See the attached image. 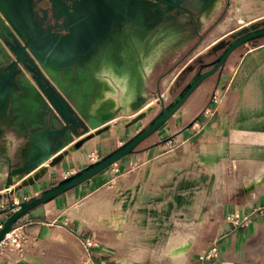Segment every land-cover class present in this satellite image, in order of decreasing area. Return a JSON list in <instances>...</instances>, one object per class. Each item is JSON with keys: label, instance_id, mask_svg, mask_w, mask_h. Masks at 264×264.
<instances>
[{"label": "crops", "instance_id": "1", "mask_svg": "<svg viewBox=\"0 0 264 264\" xmlns=\"http://www.w3.org/2000/svg\"><path fill=\"white\" fill-rule=\"evenodd\" d=\"M131 28L133 26H128L123 31ZM174 34L173 30H169L163 39L170 41ZM160 42L161 39L156 38L155 32L117 33L108 40H103L98 52L90 53L94 59L74 68L64 83L72 89L75 102L88 101L95 105L102 89L109 87L104 78L119 85L109 74L101 72L100 56L108 52L118 71H122L126 61L132 63L134 68L136 65L142 66L145 82L141 89L132 86L130 94L126 96L131 98L129 103L140 93H146L148 99L138 111L127 109L116 116L119 117L118 125H121L118 133L117 126L115 128L118 137L128 130L137 133L144 128V121L149 122L160 109L156 105L157 98L152 94L156 92L158 81L161 82L162 92L168 103L193 77L194 72L186 69L193 58L201 53V44L195 50L197 53L194 52L189 58L170 51L166 53L164 46L159 45ZM155 44L159 45L157 52ZM147 46L150 52L154 51L148 71L142 65L143 59L150 53H146ZM185 71L186 80L180 87H176L173 96L168 95L177 77ZM107 102L115 104L113 99H107L100 105ZM129 103L127 102L128 105ZM151 105H156L155 112L140 122L125 127V121L141 111H147ZM29 114L22 110L19 116L10 121L0 118V136H6L7 142L15 143V146L21 148L20 151L26 147L31 134L46 126V122L42 124L40 118L31 117ZM107 132L114 135L112 129ZM106 133L95 136L82 149L88 150L89 146L105 140L103 134ZM80 153L71 151L64 161L71 165L82 158V165L87 162V157ZM64 161L35 185L25 187L21 194H16V201L36 196L66 175H71L72 172L64 168ZM236 163L264 164L262 38L234 50L224 67L207 78L175 115L138 146L135 153L123 157L77 187L37 206L21 217L14 228H20L27 234L24 255L10 252L0 264H204L200 255L211 247L215 254L219 250L218 257L213 259L215 264H259L264 261H260L264 259V241L253 240L251 236L261 231L264 222L259 221L264 216L261 215L264 213V191L256 192L264 182L253 191H248L244 185L245 194H256L254 202L248 207L244 204L234 208L227 214L234 217L239 214L242 221L247 220L243 226L224 218V209L219 203L222 199L233 201L236 198L234 189L220 195L215 188L219 183L218 169H234ZM72 171L75 172L74 169ZM260 173L264 175V172ZM21 181L18 178L15 184ZM50 182L53 185H49ZM227 182L229 184V180ZM113 189L114 218L99 220L98 226L94 227H118L115 229L114 247L108 245L109 240L104 230L92 228L93 226L83 223L77 217L87 215V204L92 198L109 196ZM0 192H4L3 185ZM203 200L206 202L203 203ZM79 205L83 206L82 213L75 215L74 210ZM5 218L6 216H0V223ZM186 227H218L219 230L210 240L195 231L189 242L185 234ZM171 230L178 237L172 244L171 237L164 241L167 244L170 242V246L163 257H158V251L155 250L145 260L132 255L123 256L122 249L128 246L129 241L142 246L139 245L138 237L142 236L139 238L142 241L145 232L154 235L161 232L165 239L167 233H172ZM135 233L137 241L134 240ZM88 237L94 238L90 248L85 245ZM180 238L187 240L189 246L186 256L174 261L169 250ZM158 242L154 249L162 246V242Z\"/></svg>", "mask_w": 264, "mask_h": 264}, {"label": "water", "instance_id": "2", "mask_svg": "<svg viewBox=\"0 0 264 264\" xmlns=\"http://www.w3.org/2000/svg\"><path fill=\"white\" fill-rule=\"evenodd\" d=\"M67 1L70 3L65 4L64 0H40V4H48L46 10H49L50 20L56 30L43 29L42 33L37 34L35 27L23 20L16 7L6 0H0V118L10 121L24 110L30 113L29 116L40 118L42 124L46 122L41 131L29 136V142L20 153V162L14 165L9 159L6 174L0 179L4 186V192H0V202L4 203L0 216H6L0 228V242L14 229L15 223L32 209L135 153L138 146L175 115L207 78L224 67L234 50L264 38V19L232 31L229 33L232 40L220 39L188 65L186 71L194 72V75L173 96L176 87H180L186 80L187 72L177 77L167 93L173 96L168 103L161 82L158 81L156 92L152 94L157 98L156 105L160 109L146 127L100 159L83 163L78 171L66 175L40 194L16 201V194H21L25 187L35 185L50 170L55 169L65 160L70 150L78 151L87 141L110 130L109 122L125 109L123 104L110 102L96 108L88 101L77 103L72 97V89L65 85L64 80L70 72L86 64L89 59H94L90 53H97L102 44L101 39L86 42L80 29L81 22L85 21L81 15L80 2ZM128 1L141 5L138 10L140 12L146 5V0ZM156 1L169 5L168 10L173 6L181 8L172 0ZM184 10L188 11L186 8ZM77 14L79 18H76ZM156 26L157 23L152 27ZM39 28L42 30V24H39ZM208 58L212 59L208 61ZM147 99L146 93H140L129 103L130 110L138 111ZM156 105H151L147 111H141L125 121L126 127L155 112ZM15 178L22 181L15 184Z\"/></svg>", "mask_w": 264, "mask_h": 264}, {"label": "rangeland", "instance_id": "3", "mask_svg": "<svg viewBox=\"0 0 264 264\" xmlns=\"http://www.w3.org/2000/svg\"><path fill=\"white\" fill-rule=\"evenodd\" d=\"M204 7L205 9H202L199 15V21H198L199 33H195L194 28L192 27V25L189 23V20L185 16L179 19L177 23L172 22V23H167L165 25H161L160 27H156L154 30L150 31V33L155 32L156 38L158 37L161 39L159 45L162 47L164 46L163 48L166 49L167 51L166 53H169L170 51L171 53H177L179 55H187V57L189 58L191 55L194 54V52L195 54L197 53V51L195 50L200 44H201L200 45L201 46L200 55H201L206 51H208L210 47L214 45V43H216L222 38H226V36H228L229 33H231L232 31L238 30L241 27L249 25L255 21H260L264 19V0H212L208 5ZM132 24L136 25V23H132ZM169 30H173L175 32V34L173 35L174 38L170 41L167 39H163L165 38V34ZM127 31H131L135 34L143 33L142 30L137 27L126 29L124 33ZM200 35H202V39L200 38ZM262 41H264V38H262ZM163 43L164 45H162ZM159 45L155 44L156 52L158 51L157 47ZM163 48H161V50H163ZM148 52H150L149 46L146 47V53ZM153 56H154V51H151L149 55L143 59L142 65L145 67L147 71L150 69V64L152 62L151 60H153ZM198 56L199 55L195 56L193 60L196 59ZM99 59L101 63L100 66L101 72H105L106 74H109L111 77L115 79V81L119 83V85L117 86L111 79L104 78V80L107 81L109 87L107 88L104 87L102 89V93L101 95H99L94 108L98 107L103 101L107 99H113L115 101V105L123 104L125 108L123 112H126L127 109H130L127 102L129 103L131 98L127 97L126 95L130 94L131 87L138 86L141 89L143 83L145 82L144 80L145 73L142 70V66L136 65L134 68V65L132 63L126 61V63L122 68L123 70L122 71L120 70L121 71L120 72L115 69L113 62L110 60L108 56V52L100 56ZM211 59L212 58H208L207 60L210 61ZM121 74L123 76H121ZM115 85L117 88L115 87ZM150 121L148 122L147 120H145L144 121V123H146L145 126H147L150 123ZM118 122H119V117L109 122L112 126H117L118 128L117 133L119 127L121 126L118 125ZM103 133H106V131H104ZM117 133L116 134L114 133V135H112L111 132L110 133L107 132L106 134H103L106 137L105 140L96 142L94 146H89L88 150L82 149L86 145V143H88L87 141L84 144V146L80 150H78L82 153V154L80 153V155H85L87 157L86 158L87 162H93L107 155L115 148H117L119 145H121L122 142L124 143L128 141L131 137H133L136 134L134 130H132L131 132L128 130L126 133L122 134L121 137H118ZM7 139L8 138L6 136H0V179L3 178L4 175L6 174L9 159H11L14 165L20 162L21 148L19 146H15V143L12 142L8 143ZM71 151L72 150H70V152ZM8 155H10V158ZM81 162H82V158H80L79 161L72 163L71 165L67 164L68 162L64 161V168L66 169V171L73 173L72 171L73 169L75 171H78L81 168ZM260 172H264L263 163H248V164L239 163V165L238 163H236L234 169L232 168L230 169L227 167L218 169L219 183L215 187L217 189L216 191H218L220 195H224L228 191L230 192L232 191V189H234V193H235L234 195L236 197L233 201L232 199L229 201L225 199L219 200V203H221L222 205L221 208L224 209V213H225L224 218H227V220H229L231 223L236 222L239 223L241 226H243L244 224L246 225L247 220L242 221V217H240L239 214L236 217H234L233 215L229 216L227 214L228 212L232 211L234 208L237 209L239 206L241 207L244 206V204H246L248 207V205L251 204V202H254V199L256 198V194L254 196L245 194L244 185L246 187V184L250 183L251 180L252 181L257 180L258 177L263 175ZM227 180H229V184ZM15 181H18V178L15 179ZM54 182H57V180H55ZM51 184L53 185V182H50L49 185ZM259 185L260 183H258L255 187ZM1 188H2V184L0 183V189ZM204 190L206 191V189ZM114 191H115L114 189L110 190L111 192L109 193L110 198L109 196H103V198L102 197L100 198L99 196L92 198L87 204L89 206V210L86 213L87 215H84V217L77 216L81 218L83 223H87L88 225L93 226L92 228H97V229L99 228L100 230H104L109 240L108 245L112 247H114L115 245L114 242L115 229L118 227H94V226H98L99 220L103 221L105 220L104 218L112 220L114 218V213H115ZM260 191H264V184L261 185L256 192H260ZM205 202L206 201L203 200V203ZM2 207H4V203L0 202V209ZM82 207H83L82 205H79L76 207L74 211L80 210L79 211L80 214L82 213L83 210ZM105 213H107V215ZM75 215H77L76 212ZM261 215H264V213ZM263 217L259 218V221L261 223L264 221ZM261 227L262 229L260 232H258L255 236H251L253 240L259 239L264 241V222L262 223ZM172 230H171L172 233L166 234L165 239H163V233L161 232L156 233V235L145 232L142 241L139 239L142 236L138 237V240L140 242L139 245L142 244V246H137L136 244L134 245L129 241L128 246H124L122 249L123 256L132 255L145 260L146 257L151 255L152 250H155L158 251L156 253L158 257H163V255L167 254V250L170 244H172L175 238L178 237L177 233H173ZM218 230H219L218 227H196V228L186 227L185 232L187 233L185 234L189 242L192 239V235L195 234V231L206 237V240H210L216 235ZM188 234L191 236H189ZM174 235L176 236L173 237ZM170 237H171L170 240L171 243L170 242H169L170 244L164 243V241L165 240L168 241ZM134 240L137 241V236L135 237ZM158 241L162 242L161 244L162 246L155 247L154 249L155 244L159 243ZM206 242L208 243V241ZM175 244H177V241L171 246L170 250L174 247ZM218 252H219L218 249L216 254L215 251H213L211 256L207 258L206 257V255L208 254L207 251L202 255H200L204 257L203 259H201L200 257L199 258L200 260L204 261V264H215V261L213 259L218 257L219 255ZM263 260L264 259L262 258L260 261ZM174 263L177 264L179 262H174ZM259 264H264V261L259 262Z\"/></svg>", "mask_w": 264, "mask_h": 264}, {"label": "flooded vegetation", "instance_id": "4", "mask_svg": "<svg viewBox=\"0 0 264 264\" xmlns=\"http://www.w3.org/2000/svg\"><path fill=\"white\" fill-rule=\"evenodd\" d=\"M6 1L17 8L23 20L35 27L37 34L42 33L43 29L56 30L50 20L51 14L49 10H46L48 7L47 3L40 4V0ZM73 1L80 2L81 15L85 20L83 23L81 22L80 29H82V35L86 38V42L89 40L92 42L99 41V39L103 42L105 37V40H108L117 33L124 32L123 30L128 26L133 25L134 28L137 27L143 33H146L167 23H177L183 16L189 20L195 33H199V15L202 9H205L204 6L208 5L212 0H172L174 3H178L181 8L173 6L171 10H168L169 5L163 2L146 0V5L143 6V11L141 12L138 11L141 5L137 4L136 0L133 1L135 3H130L128 0ZM64 2L65 4L70 3L67 0H64ZM184 8L188 9V11H185ZM76 18H79L78 14ZM132 23H136V25ZM155 23H157V26L152 27ZM39 24H42V30L39 28ZM226 39L232 40L229 35L226 36Z\"/></svg>", "mask_w": 264, "mask_h": 264}, {"label": "built area", "instance_id": "5", "mask_svg": "<svg viewBox=\"0 0 264 264\" xmlns=\"http://www.w3.org/2000/svg\"><path fill=\"white\" fill-rule=\"evenodd\" d=\"M2 223H0V228ZM94 238L88 237L85 241V245L90 248L93 245ZM27 244V234L20 228H14L11 232L5 235L4 239L0 242V262L3 261L10 252H16L18 255L23 256L25 247ZM212 249V250H211ZM208 251L206 255L209 258L213 252V247ZM204 257L201 256V259Z\"/></svg>", "mask_w": 264, "mask_h": 264}, {"label": "bare ground", "instance_id": "6", "mask_svg": "<svg viewBox=\"0 0 264 264\" xmlns=\"http://www.w3.org/2000/svg\"><path fill=\"white\" fill-rule=\"evenodd\" d=\"M123 70V69H122ZM133 72V70H132ZM135 74V73H134ZM135 78V77H134ZM134 80V79H133ZM98 100V99H97ZM95 106V105H94ZM111 125V124H110ZM115 128L116 126H112L111 125V129H112V132L113 134L115 133ZM70 153V152H69ZM68 155H66L67 157ZM65 157V158H66ZM48 165V164H47ZM264 182V175H261L260 177H258L257 180L255 181H251L250 183L246 184V188L250 191H253V189H255V186L258 184V183H263ZM142 208V207H141ZM79 211H75L76 214L78 215L79 214ZM203 221V220H202ZM201 221V222H202ZM190 224V223H189ZM178 231V230H177ZM187 233V232H186ZM171 235V234H170ZM189 235V234H188ZM191 236V235H189ZM188 236V237H189ZM193 236V235H192ZM191 238V237H190ZM188 246H189V243L187 240H185L184 238H180L177 240V244L174 245V247L169 251L171 257H172V260L176 261V260H179L180 258H183L186 256V250L188 249ZM169 255V256H170Z\"/></svg>", "mask_w": 264, "mask_h": 264}]
</instances>
